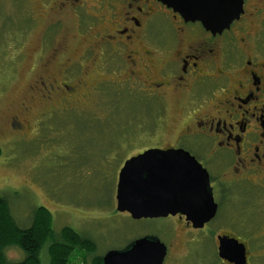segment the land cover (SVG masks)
I'll list each match as a JSON object with an SVG mask.
<instances>
[{"label": "rangeland", "instance_id": "obj_1", "mask_svg": "<svg viewBox=\"0 0 264 264\" xmlns=\"http://www.w3.org/2000/svg\"><path fill=\"white\" fill-rule=\"evenodd\" d=\"M54 7L61 10L56 0H0V197L7 199L17 224L28 227L34 209L44 206L53 215L55 233L71 227L95 243L98 255L155 235L170 248L164 264H225L214 238L228 232L248 242L250 264H264V175L252 177L250 186L238 181L233 198L222 203L205 230L208 235L213 231V237L201 234L195 244L183 221L135 220L116 210L119 164L140 150L176 143L189 121L175 104L150 106L136 91L119 90L121 85L111 79L120 78L101 74L99 62L78 59L87 42L74 39V21L64 23L56 45L43 44ZM69 60L82 62L75 75L62 72L72 84V78H83L88 87L99 80L104 84L44 114L59 96L42 100L32 90L34 80L59 77ZM14 118L23 122L26 137L11 129ZM47 247L41 249V264H49ZM5 254L11 262L25 257L14 246ZM79 256L71 263L81 264Z\"/></svg>", "mask_w": 264, "mask_h": 264}, {"label": "flooded vegetation", "instance_id": "obj_2", "mask_svg": "<svg viewBox=\"0 0 264 264\" xmlns=\"http://www.w3.org/2000/svg\"><path fill=\"white\" fill-rule=\"evenodd\" d=\"M56 4L61 10L53 8L55 18L48 22L43 44L56 45L55 37L64 23L74 21V39L87 42L78 59L99 62L101 74L109 72L120 78L111 79L121 85L119 90L136 91L150 106L175 104L179 115L189 121L176 143L131 154L117 170L119 178L128 159L151 148L188 151L209 174L217 213L202 227H196L185 214L167 218L183 221L190 232V243H199L222 203L235 195L238 181L250 186L252 177L264 175V0H244L240 17L217 33L200 22L185 21L160 0H56ZM53 53L57 55L56 50ZM43 62L40 67H46ZM82 62L69 60L59 77L39 76L34 80L32 90L42 100L49 102L59 96L44 114L55 113L63 107H58L62 102L92 94L104 84L99 80L88 87L83 78H72V84L63 77L64 72L72 70L75 75ZM10 126L26 137V127L18 118ZM213 234L210 231L206 237ZM220 236L244 243L250 264L248 242L221 232L214 238L217 253ZM166 246L164 263L170 253Z\"/></svg>", "mask_w": 264, "mask_h": 264}, {"label": "water", "instance_id": "obj_3", "mask_svg": "<svg viewBox=\"0 0 264 264\" xmlns=\"http://www.w3.org/2000/svg\"><path fill=\"white\" fill-rule=\"evenodd\" d=\"M185 21L200 22L213 33L230 27L244 12V0H160ZM116 210L135 220L185 214L202 227L217 213L209 174L183 149L151 148L128 159L119 173ZM218 255L232 264H248L244 243L219 237ZM167 246L159 237H140L103 255V264H163Z\"/></svg>", "mask_w": 264, "mask_h": 264}, {"label": "trees", "instance_id": "obj_4", "mask_svg": "<svg viewBox=\"0 0 264 264\" xmlns=\"http://www.w3.org/2000/svg\"><path fill=\"white\" fill-rule=\"evenodd\" d=\"M47 245L49 264H73L71 258L79 255L81 264H103V255L96 254L97 248L91 239L71 227H63L60 233H55L53 215L46 207L35 208L31 224L22 228L14 219L7 199L0 197V264H41L40 252ZM13 246L25 252L19 262H11L6 257V249ZM89 255L90 262L87 261Z\"/></svg>", "mask_w": 264, "mask_h": 264}]
</instances>
